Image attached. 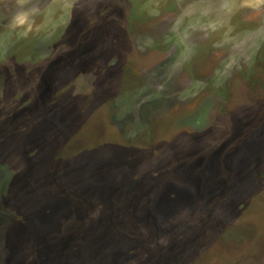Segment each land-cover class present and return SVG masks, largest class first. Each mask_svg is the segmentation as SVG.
I'll return each instance as SVG.
<instances>
[{"label":"rangeland","instance_id":"obj_1","mask_svg":"<svg viewBox=\"0 0 264 264\" xmlns=\"http://www.w3.org/2000/svg\"><path fill=\"white\" fill-rule=\"evenodd\" d=\"M210 1L0 0V264H264L260 12Z\"/></svg>","mask_w":264,"mask_h":264},{"label":"crops","instance_id":"obj_2","mask_svg":"<svg viewBox=\"0 0 264 264\" xmlns=\"http://www.w3.org/2000/svg\"><path fill=\"white\" fill-rule=\"evenodd\" d=\"M245 2H242L241 0H239V6H242L244 3V6H246L248 4V2H250V4L253 6V8L255 9L254 11H256L255 13H259V16L257 17V22L255 23V31L257 32L256 37H261L264 34V1L263 0H244ZM211 4H209V12H210V16L212 18H210L211 25L213 24L215 30L217 29V25H219V22L225 24L226 21L224 20L227 15V13H231L229 11H231L229 8H233L235 5L234 0H211L210 1ZM209 2V3H210ZM218 3V6L215 5V3ZM237 5V4H236ZM221 8V10L218 9ZM223 8V11H222ZM219 15L218 18H216V16ZM223 15V17H222ZM229 16V15H228ZM222 25V24H221ZM221 25H219V27L221 28ZM227 29V28H226ZM263 37V36H262Z\"/></svg>","mask_w":264,"mask_h":264},{"label":"clouds","instance_id":"obj_3","mask_svg":"<svg viewBox=\"0 0 264 264\" xmlns=\"http://www.w3.org/2000/svg\"><path fill=\"white\" fill-rule=\"evenodd\" d=\"M28 15L25 12H18L12 19V24L15 26H24L27 22Z\"/></svg>","mask_w":264,"mask_h":264}]
</instances>
